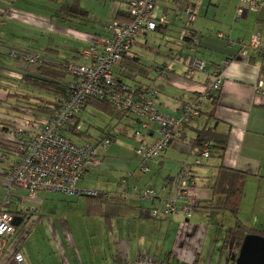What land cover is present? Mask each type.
<instances>
[{
  "label": "crops",
  "instance_id": "1",
  "mask_svg": "<svg viewBox=\"0 0 264 264\" xmlns=\"http://www.w3.org/2000/svg\"><path fill=\"white\" fill-rule=\"evenodd\" d=\"M129 1L0 0V10L4 12V21L0 24V57L11 58L5 48L13 47L30 52L41 51V57L49 62L88 64L90 59L83 51L98 36L106 34L110 21L127 15ZM158 1L154 8L156 17L167 12V7H164L160 14H156ZM75 3L87 11L88 18L68 13L67 8ZM187 4L196 12L191 25L199 41L195 53L205 60L207 74L195 72L188 75L185 60L175 57L179 49L171 51L174 52L172 55L159 54L162 49L156 39L163 41L164 49L171 43L163 35L171 33L180 20L176 17L177 11L171 17L168 14L170 24L158 26L165 28L163 31L156 29L140 34L132 46V56L124 60L128 62V59L138 58L148 68L146 75H150L151 79H133V83L128 84L127 77L132 73L122 61L113 67L116 80L119 77L121 83L127 85L126 88L135 86L137 82L152 84L158 90L155 99L157 110L173 116L179 114L184 103L195 98L217 69L222 72L223 83L219 90L203 100L201 115L182 129L181 140L172 142L163 156L149 162L141 163L134 153L139 140L133 132L139 129V124L130 115L101 107L96 101H90L81 109L75 119L80 128L78 134L81 135H74L75 142H94L98 135L105 133L112 134L113 141L105 149L98 148L97 162L89 165L76 186L110 195L103 198L45 192L39 195L37 211L32 215L36 224L40 221L45 223L43 209L46 205H61L64 211L55 218L58 229L51 227L48 220L46 222L55 238L64 242V255L59 264H102L124 257L134 260L143 253L173 261L193 259L196 264H235L233 259L237 256L239 245L235 239L227 237L234 230L236 220L230 211L215 207L222 206L223 198L212 191L213 177L220 165L246 173L237 200V220L248 229L264 232V96L254 90L258 80L262 81L264 88V7L236 18L238 0H189L180 10ZM210 4L217 8L212 9V18H207ZM180 22L182 26L183 21ZM253 33L260 34L262 47L249 49V55L244 57L240 54L237 39L247 41ZM183 53L189 51L183 49ZM154 54L159 55L153 59ZM12 59L14 68L20 72L2 71L8 75L6 77L22 80L24 75L38 74V64L27 65ZM165 68L170 71L166 77H161L159 74ZM9 93L0 94V98H8ZM88 108L93 109L90 111L96 113L95 117L100 116L109 122L105 130L95 125L97 135L90 138L82 134L80 123V115ZM0 110L1 119L11 122L15 119L14 110L2 107ZM110 124H113L111 128ZM203 128L214 135L227 136L222 155L200 156L201 146L195 138ZM118 137L123 140L118 141ZM154 137V132H147L142 140L150 142ZM0 138L5 140L3 132H0ZM121 144L129 148H123ZM196 159L200 164L195 165ZM187 164L193 180V186L187 193L179 195L174 188L162 191L165 181L178 177L188 169ZM123 177H127V197L116 194ZM146 187L152 188L156 196L139 200L137 193ZM52 196L60 197L61 202H49L53 200ZM186 196H193L196 200L194 210L187 219L189 229L181 226L185 217L179 208L165 216L154 218L150 215L152 209H162L164 199L174 200L179 207L184 204ZM25 245L22 244L19 249L22 254Z\"/></svg>",
  "mask_w": 264,
  "mask_h": 264
},
{
  "label": "built area",
  "instance_id": "2",
  "mask_svg": "<svg viewBox=\"0 0 264 264\" xmlns=\"http://www.w3.org/2000/svg\"><path fill=\"white\" fill-rule=\"evenodd\" d=\"M156 3L157 0H130L127 9L129 21L112 20L107 25L106 38L96 41L83 51L89 57L90 62L81 64L71 61L66 64V72L73 78V82L60 109L52 117L28 113L19 126H11L5 133V139L17 143L20 152H12L7 161H2L6 156L0 152V161H2L0 162V186L4 190L0 197V264H24L18 247L24 242L25 234L19 238L17 232L20 233L21 229L17 230V228L33 220L32 215L37 211L36 204L21 206V201L25 198L36 203L35 196L38 191L69 196L101 194L103 197H108L110 195L108 192L79 189L76 186L78 179L86 173L89 165L97 162L95 160L97 147L105 149L110 139H102L96 145L88 141L76 143L63 133V129L68 124L75 123V118L87 99L103 100L115 109L126 112L137 119L139 129L134 130L133 136L139 141L134 148V153L142 163L160 158L172 142L181 140L182 131L180 129L188 125L192 117L199 115L202 100L221 87L223 75L221 70L217 69L206 80L195 100L183 105L177 116L157 110L155 99L158 90L147 83H140L132 89L127 88L125 92L115 90L118 82L113 67L132 56L131 49L138 34L144 30L153 31L158 26L170 24L166 14L158 17L154 15ZM262 7H264V0H238L235 17H243L248 11L256 12ZM195 16L194 8L188 4L176 14V17L183 21L177 41L181 44L182 51L183 49L189 51V53L179 54V58L185 60L188 75L195 72L204 74L208 72L205 60L195 53L199 44L191 26ZM3 21L4 12L0 10V24ZM237 43L240 47V54L244 57L249 55V49H261L262 47L259 33H253L247 41L237 39ZM8 52L11 57L27 65H34L39 60L37 53L16 49H9ZM169 71V68H165L159 75L166 77ZM254 90L264 96L261 80L254 84ZM147 132L155 133V137L150 142L142 140L144 133ZM200 156L203 158L210 156L206 145L200 152ZM194 163L198 164L199 160L196 159ZM141 169L145 170L144 167ZM126 183L127 177L121 178L117 195L128 196L125 189ZM192 186L193 181L190 174L184 170L178 177L166 180L161 189L164 191L174 188L180 195L187 193ZM14 188L25 190V197L12 195ZM137 196L139 200L151 199L156 196V192L146 187L141 189ZM163 203L162 209H152L150 215L154 218L160 215L165 216L179 208L185 217L181 226L183 229H189L187 219L196 205L195 198L186 196L184 204L179 207L172 199H164ZM11 205L14 206L11 209H14L15 213L7 210ZM16 220L23 224L15 225ZM179 259L181 261L159 259L154 255L143 253L134 260L124 257L102 264H196L193 259Z\"/></svg>",
  "mask_w": 264,
  "mask_h": 264
},
{
  "label": "trees",
  "instance_id": "3",
  "mask_svg": "<svg viewBox=\"0 0 264 264\" xmlns=\"http://www.w3.org/2000/svg\"><path fill=\"white\" fill-rule=\"evenodd\" d=\"M67 11L70 15H72L74 17L79 16L81 18H88L87 11L82 9L80 6H78L77 3H75L71 7L67 8ZM113 20L124 22V21H129V17L126 15L123 17H117L116 19H113ZM156 29H158L159 31H163L165 28L157 27ZM143 32H148V31L144 30L140 34H142ZM140 34H138V36ZM107 35H108V29L106 26V34L104 36H98L95 40L92 41L91 44L96 43V41L104 40ZM1 48H2V44L0 45V49ZM5 49H6V53L8 55H9V52H8L9 49L22 50V49H17V48H13V47L5 48ZM22 51H25V50H22ZM26 52H30V51H26ZM30 53L39 54V60L35 63V64H38V74L36 76L24 75L22 81H25L26 84H29L33 87H36L38 89H41L43 91L50 93L52 95V97H50V99L47 97H38V96H34V94H29L27 92L25 93L23 91H19V93L10 92L9 97L14 96L15 100L19 101L20 103L12 104L13 107L9 106V107H11L10 108L11 110H14L16 112L15 119L12 120V122H11V120H9L10 122L7 121L8 119H6V118H2V119L0 118V132H3L4 134L8 131L9 127L14 126V125L19 126V124L27 117L28 113H31L34 115H39L42 117H52L60 109L62 101L65 98H67V96L70 92V88H71L70 86L73 82V78L70 75H68L66 72V64L68 63L67 61L60 62V63L59 62L58 63L49 62V61L44 60L43 57H41V52H30ZM180 53H183L181 46L179 48V51L176 52L175 57L179 58ZM124 62L126 63L125 65L128 66L127 70L129 73L134 74L136 72H139V73H143L146 75L148 72V68L146 66H144L142 63H140L138 58L128 59V62L127 61H124ZM117 80H118V85L115 87V90L119 91V92H125L127 90V88H126L127 85L122 84L121 83L122 80L119 77H117ZM140 83L141 84L147 83V84H149V86L154 87L152 84H150L148 82H137V84L135 86L131 87L130 89L135 88ZM154 88H156V87H154ZM209 97L210 96H208L207 98H209ZM195 98H196V96H195ZM195 98L191 102H193L195 100ZM90 101L91 102L96 101L98 104L101 105V107H109L114 112H120L123 115H130L126 112H122L120 110L115 109L114 107H112L111 105H109L108 103H106L103 100L94 99V98L87 99L84 106L87 103H89ZM191 102H186L183 105H185L187 103H191ZM202 104H203V100H202ZM201 110H202V108H200V110H199V115L194 116L190 119V121L187 123L188 125L190 123H192L195 118H197L201 115V113H202ZM77 116H78V114H77ZM130 116L134 119V121H137V119L134 116H132V115H130ZM77 123L75 121V123L73 125L68 124L67 127H65L63 129V133L66 135H70V136L77 135L80 132V128L77 125ZM188 125H185L184 127H186ZM182 129H180V130L182 131ZM24 133L26 134L25 130H24ZM84 133L87 135V137H89V138L91 137V134L88 131H82V134H84ZM80 135L81 134H78L77 136H80ZM98 136H99V138H97L96 141L93 142V141L88 140V142L96 145L102 139H105V138L110 139V142L113 141V135L112 134H106L105 133V134H101ZM25 137L27 138V135ZM68 138L71 140V138L69 136H68ZM85 141H87V140H85ZM195 141H196V143H200L201 151L204 148V145H206L207 148L209 149L210 156L212 154L222 155L224 152L225 145H226L227 136L226 135L218 136L217 134L214 135V133L211 132L209 129L203 128V129L198 131V135L196 136ZM206 142H209V143H206ZM98 148H100V147H97V150H98ZM97 150H96V153H97ZM0 152L2 154H4V156H6L2 161H4V160L7 161L10 159L12 152L13 153L14 152H20V150H19V146L17 145V143L0 138ZM96 153H95V156H96ZM2 161H0V162H2ZM198 164H200V161ZM198 164H195V165H198ZM187 168L188 169H186V170L189 172L190 178H191V168L188 164H187ZM245 177H246V173H244V172H241L239 170H234L231 168H227L225 166L220 165V166H218L217 172H216L215 176L213 177V185H212L213 193L215 195H218L219 197L223 198L222 206H215V207L217 209L220 208V210L230 211L232 216L236 220L234 230L232 232H230V234L228 235L227 238L231 237V238L235 239L239 246H240L243 238L247 234H259V235L264 236V232L254 231L252 229H248L246 226H244L241 222H239L237 220V200L239 199L240 194L242 192V187H243ZM94 197L103 198L101 194H98L97 196H94ZM7 210L12 212V213H15L14 209L7 208ZM21 247H22V245L19 246L18 249H20Z\"/></svg>",
  "mask_w": 264,
  "mask_h": 264
},
{
  "label": "rangeland",
  "instance_id": "4",
  "mask_svg": "<svg viewBox=\"0 0 264 264\" xmlns=\"http://www.w3.org/2000/svg\"><path fill=\"white\" fill-rule=\"evenodd\" d=\"M187 1L189 0H159L157 4L158 6L156 7L155 12L156 14H160L163 8L167 7L166 9L167 12H165L167 14V21L171 22V19L168 18V14L170 15L169 17L173 16L175 12L180 11L181 6ZM209 7H211V10L208 13V15L205 17L212 18V15H213L212 9L217 8V6L210 4ZM197 20L195 21V24H197ZM180 27H181V22L180 20H178L177 23H175V26L172 28V32L171 33L167 32L166 35H163L167 38V41L171 42L167 46L166 49H164L163 41H161L160 39H156V40H159L157 42H160V48L162 49L160 50L159 54L169 53L170 55H172V53L174 52H171V51H175L180 48V43L177 41L178 32H179ZM159 38H161V36ZM7 48H10V47H7ZM169 48H172L173 50H170ZM159 54H154L152 58L154 59L155 56L156 55L158 56ZM7 70H15L17 72H20V70L14 68L12 57L11 58L0 57V94H3L6 91L7 92H17V93H19V91H23L25 93L27 92L29 94H34V96H38V97H47L49 99L50 97H52L50 93L43 91L41 89H38L36 87H33L29 84H26L25 81L16 80V79L14 80L11 76L6 77L8 75L3 73L2 71H7ZM133 79L139 80V81L141 80L146 81V80L151 79V76L136 72L127 77L128 84H132ZM17 103H20V102L16 101L14 96H10V98L9 97L6 98V96H4L3 98H0V108L2 107L3 109L8 110V111H11V109H9V106H11V104H17ZM90 110H93V109L88 108L85 111V113L82 114V116L80 115V123L82 125V131H88L91 134V136H96L97 133L95 130L96 129L95 125H98L101 129L105 130L108 127L109 122L100 116L95 117L94 115H96V113H93ZM0 112L2 111L0 110ZM112 125L113 124H110L109 127L111 128ZM128 131L131 132V130H128ZM64 135L67 137L69 136L71 140L76 141V138L74 136H70L66 134ZM117 139L118 141L123 140L121 139V137L120 138L118 137ZM121 146L123 148L124 147L129 148V146L125 144H121ZM15 189H17V191ZM3 193H4V190L0 186V195H2ZM16 193H19L21 197L24 198L26 192L23 189L14 188L11 194L16 195ZM41 193H44V192H41V191L36 192L35 199L37 201L40 198L39 195H41ZM52 197H53V200H48L49 202H61L58 199L60 197L58 196H52ZM36 203L30 202L29 200L25 198L23 201H21V206H28V205L34 206ZM38 205L40 204H37V206ZM43 211L46 215L44 218L46 220L45 223H43V221H40L38 224H36L35 219H33L27 225L25 226L22 225L17 228V230L21 229L20 233L17 232V234L19 235V238H22V236L25 234L24 235L25 240L23 244H26V245H25L24 254H22V258H23V261L25 263L27 262L28 264L30 263L32 264H59L61 263L60 261H62V255H64L62 253L64 242L62 239L59 240L55 238L54 233L48 228L46 222L48 220V222L50 223V226L53 228H56L55 218H58V215H61L62 213H64V211L62 210L61 205L59 206L46 205ZM229 216L232 217L231 215ZM52 219L54 222L52 221ZM210 225H213V224L210 223ZM56 229H58V224H57ZM58 231L57 233L60 232Z\"/></svg>",
  "mask_w": 264,
  "mask_h": 264
},
{
  "label": "water",
  "instance_id": "5",
  "mask_svg": "<svg viewBox=\"0 0 264 264\" xmlns=\"http://www.w3.org/2000/svg\"><path fill=\"white\" fill-rule=\"evenodd\" d=\"M15 225L19 221L14 222ZM235 264H264V236L259 234H247L243 238L237 256L234 257Z\"/></svg>",
  "mask_w": 264,
  "mask_h": 264
}]
</instances>
